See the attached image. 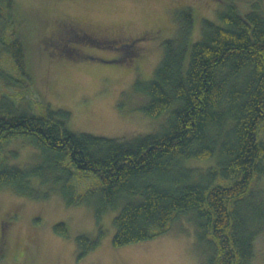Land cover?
<instances>
[{
  "label": "trees",
  "instance_id": "16d2710c",
  "mask_svg": "<svg viewBox=\"0 0 264 264\" xmlns=\"http://www.w3.org/2000/svg\"><path fill=\"white\" fill-rule=\"evenodd\" d=\"M248 6L242 13L229 2L218 12L220 23L203 20L193 42L191 11L176 13L178 33L162 42L154 77L139 87L148 97L144 114H167L155 132L127 140L73 133L66 128L68 112L27 113L2 96L0 152L22 139L40 152V161L21 168L8 160L16 150L0 156V189L37 199L53 191L67 205L92 206L98 219L119 208L115 247L153 239L189 213L197 239L208 244L207 264H253L255 240L264 232V197L250 188L264 175V0ZM12 10V0H0L1 26L10 31L2 45L24 75L25 48ZM0 80L19 85L7 73ZM211 158L214 164L205 169L187 165ZM87 174L96 175L98 185L78 191L73 176ZM33 178L48 190L33 188ZM55 229L66 233L63 223ZM77 242L82 259L100 237L90 241L82 234Z\"/></svg>",
  "mask_w": 264,
  "mask_h": 264
},
{
  "label": "rangeland",
  "instance_id": "374dc122",
  "mask_svg": "<svg viewBox=\"0 0 264 264\" xmlns=\"http://www.w3.org/2000/svg\"><path fill=\"white\" fill-rule=\"evenodd\" d=\"M16 35L25 48L24 75L3 49L9 29L0 22V75L9 74L18 86L0 80V98L18 110L46 114L69 113L66 128L73 133L127 140L155 132L166 113L151 117L140 109L147 95L139 87L154 77L162 42L174 38L176 13L189 9L193 17L191 42L200 38L203 20L220 23L218 12L229 2L244 13L251 0H12ZM176 19V20H175ZM68 34L71 39L66 40ZM64 36V37H63ZM135 52L134 56L127 54ZM124 55V57H121ZM120 58L116 63L102 59ZM264 140V121L259 129ZM16 150V157L9 156ZM23 168L40 161V152L22 139L3 145L0 156ZM215 158L187 161L205 169ZM78 191L98 185L96 175L73 176ZM40 192L49 186L32 179ZM252 192L264 197V175L253 180ZM119 209V208H118ZM117 210L98 219L88 204L67 205L59 193L34 198L0 189V264H207L208 244L199 241L190 214H181L167 232L153 239L115 247L113 218ZM63 223L66 233L56 231ZM99 245L78 258L79 235ZM253 264H264V232L255 240Z\"/></svg>",
  "mask_w": 264,
  "mask_h": 264
}]
</instances>
